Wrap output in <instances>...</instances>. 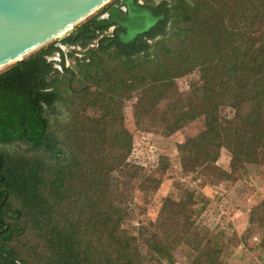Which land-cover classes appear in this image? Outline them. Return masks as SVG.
Listing matches in <instances>:
<instances>
[{
    "label": "trees",
    "instance_id": "obj_1",
    "mask_svg": "<svg viewBox=\"0 0 264 264\" xmlns=\"http://www.w3.org/2000/svg\"><path fill=\"white\" fill-rule=\"evenodd\" d=\"M169 1L151 36L161 40L117 50L110 62L78 61L87 72L79 92L95 89L83 110L72 107L80 94L75 71L47 59L53 46L0 73V144L10 147L0 154V264H146L134 239L116 237L125 216L111 192L113 175L129 170L133 141L118 123L120 105L134 94L141 123L164 101L179 113L172 133L181 121L204 118V131L180 146L190 159L216 163L223 149L238 166L264 158V0ZM195 71L201 86L187 110L175 82ZM62 104L70 113L64 134L51 126ZM87 107L100 117H89ZM226 109L234 118L222 115ZM23 145L31 158L21 155ZM80 193L86 207L75 212Z\"/></svg>",
    "mask_w": 264,
    "mask_h": 264
},
{
    "label": "rangeland",
    "instance_id": "obj_2",
    "mask_svg": "<svg viewBox=\"0 0 264 264\" xmlns=\"http://www.w3.org/2000/svg\"><path fill=\"white\" fill-rule=\"evenodd\" d=\"M73 28L38 50L68 37ZM96 58V64L110 62V55L97 54L86 64ZM66 66L77 74L79 83L74 89L81 91L84 86L80 80L86 70L82 71L73 58ZM200 78V72L195 71L175 82L187 110L195 105L193 91L201 86ZM94 90L73 95L77 99L73 109H85L84 103L92 99ZM132 97L120 105L119 128L128 131L133 146L128 155L129 170L113 175L114 203L125 216L116 227V237L134 239L129 242L132 250L138 248L146 264H264V158L257 164L238 166L230 151L223 149L216 163L205 165L190 159L193 157H186L180 146L204 131V118L181 121L182 127L172 133L171 124L179 113L172 112L167 101L151 109L141 123L136 108L139 94ZM68 108L62 104V114L52 118L51 126L57 133L64 134L63 128L70 122ZM85 111L89 117L101 115L91 107ZM222 115L232 119L234 111L226 109ZM27 148L21 147V155L31 158L30 152H24ZM9 151L10 147L0 144V154ZM86 198L80 193L78 202L70 206L78 212L86 207ZM155 243L162 244L164 251Z\"/></svg>",
    "mask_w": 264,
    "mask_h": 264
},
{
    "label": "water",
    "instance_id": "obj_3",
    "mask_svg": "<svg viewBox=\"0 0 264 264\" xmlns=\"http://www.w3.org/2000/svg\"><path fill=\"white\" fill-rule=\"evenodd\" d=\"M111 0H0V70L22 61L66 33ZM147 31L160 19L145 12ZM2 161H0L1 165ZM1 181L3 178L0 179ZM4 198L0 208L5 204ZM8 227H5L7 230ZM4 230V231H5ZM3 231V232H4Z\"/></svg>",
    "mask_w": 264,
    "mask_h": 264
},
{
    "label": "flooded vegetation",
    "instance_id": "obj_4",
    "mask_svg": "<svg viewBox=\"0 0 264 264\" xmlns=\"http://www.w3.org/2000/svg\"><path fill=\"white\" fill-rule=\"evenodd\" d=\"M164 1L111 0L84 19L81 24L78 23L68 37L51 45L53 48L49 50L55 51L47 57L48 61L53 62L54 67L61 71L62 59L65 60L66 66V62L71 58L75 59L77 64L83 59L87 62L91 53L113 56L117 50H129V47L140 44L141 40L153 45L161 40V37L152 38L151 36L161 31V24L166 19L164 13L171 8V4L167 7L162 6ZM146 11L155 18L163 19L147 31L132 37L130 34L142 29L148 23ZM167 24V30H169L172 22Z\"/></svg>",
    "mask_w": 264,
    "mask_h": 264
},
{
    "label": "bare ground",
    "instance_id": "obj_5",
    "mask_svg": "<svg viewBox=\"0 0 264 264\" xmlns=\"http://www.w3.org/2000/svg\"><path fill=\"white\" fill-rule=\"evenodd\" d=\"M70 30H71V29H70ZM70 30H68V31H70ZM68 31H67V32H68ZM67 32H66V33H67ZM66 33L64 32L63 34L59 35L58 37H61L62 35L66 34Z\"/></svg>",
    "mask_w": 264,
    "mask_h": 264
}]
</instances>
